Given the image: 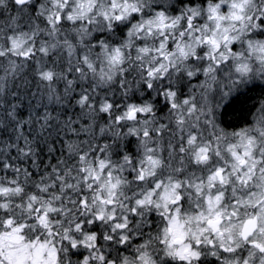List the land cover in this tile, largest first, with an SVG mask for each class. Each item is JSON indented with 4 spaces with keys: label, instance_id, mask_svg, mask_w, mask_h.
<instances>
[{
    "label": "snow or ice",
    "instance_id": "1",
    "mask_svg": "<svg viewBox=\"0 0 264 264\" xmlns=\"http://www.w3.org/2000/svg\"><path fill=\"white\" fill-rule=\"evenodd\" d=\"M180 3L183 4L184 0H180ZM92 4L93 0H79L78 15L81 17L87 15L92 9ZM190 4H195V0H190ZM246 4L247 0H231L229 12L225 16L222 9L226 5L217 3L216 0H208L206 6L208 19L214 21L211 34L204 32L202 35L194 36L195 43L190 47H185L175 40L172 44L161 45V59H169L170 68L173 57L191 56L193 59L185 66L186 70L176 77L179 81L178 87L171 79L165 83L163 82L165 78L161 77L158 92L163 94L166 103L152 117L153 120L159 121L158 124L149 126L146 116L144 120L138 119L145 114H151V104L129 102L124 104L121 110V106L115 100L104 99L94 102L89 91L83 88L74 98V105H79L80 110L73 112L64 108V102L69 92L73 90L71 87L73 81L67 79L64 81L61 94L57 87L59 82L57 74L51 70H38L36 73L40 81L48 82L44 88L39 85L32 87L27 79L23 80V84L28 86L27 89H21L20 85L13 83L16 90L9 89L3 97H0V145L4 148V151L0 152V157H3L0 159V168L11 169L15 176L7 184L0 183V197L20 192L21 177L25 180L32 178V173L18 163L21 158H30L32 167L39 171L37 150L44 152L47 148L48 152H52L54 145L59 144L61 147L58 163L52 169L53 173L62 171L64 176L72 179L67 168H59V165L64 163V148L69 147L73 142V138L65 140L64 137H68L69 133L78 134L87 131L93 127L97 113H100V119L111 120L117 127L126 129L125 136L137 134L142 136L144 140L138 142L145 145L152 142L149 139L151 137L157 140L167 137L165 150L173 149L179 153L185 151V145H198L192 154L193 157L198 164L210 163L211 166L206 169L203 177L193 176L191 186L196 193H203L206 211L197 214V222L203 226L192 233V239L199 245L200 236L205 232H211L215 234L216 239L206 238L203 242L213 249L219 247L229 254H234L242 245L247 247L246 255L237 257L235 261L225 260L224 264H255L256 258H259L260 264H264V147H257L258 135L264 136V83H262L264 82V40L255 38L264 36V7H257L256 13L247 15L244 11ZM112 7H118L116 0H113ZM14 10L17 15L9 16L13 27L9 29L3 42H0V63L3 64V67H0V84L4 85L10 80L14 81L25 62L29 66H33L31 61H34V65H39L40 59L37 57L48 55V42L39 35L41 24L50 26L51 30L55 31L56 25H66L77 16V13L68 9L66 0H51V6L46 0H15ZM124 10H127V5ZM185 11L190 12L183 18L189 34L198 31L194 27V21L199 19L195 14L196 9L186 8ZM20 14L24 16L23 25L18 23ZM103 15L108 18L107 12ZM115 19L119 20L121 16H116ZM155 19L156 26L168 28L173 26L175 19L180 18L175 17L173 24H169L166 11H158ZM225 19L240 23L241 28H236L235 24L225 25L223 23ZM146 23L151 30L153 21L148 20ZM249 29L252 30L251 34L246 35ZM5 57L8 59L6 60ZM110 59L119 60L118 49ZM82 61L87 69L93 68L87 55ZM72 71H80V68H74ZM164 71H166L164 66L159 65L149 68L147 74L152 77ZM168 76L171 77V72H168ZM82 78L83 73H81ZM53 100L55 106H52ZM224 100H228V103L223 105L222 115L224 117L231 115L236 122L243 121L244 126L235 127L232 120L218 121L217 111ZM69 103L72 101L69 100ZM84 109L88 111L84 112ZM134 122L141 124L142 127L137 128ZM186 128L191 129L189 134L181 135L178 143L173 145L172 140L176 139L175 132H183ZM101 131L103 132V129ZM205 134H207L206 138ZM100 139L107 140V133L103 132ZM112 139L117 144L115 151H112V146L108 144L98 146L95 150L91 145L89 146V151L95 157L91 166H88L87 153L77 154L79 171L85 180H98L96 169L107 172L108 177L111 178L113 173L109 168L119 164L122 159L124 166H131V171L136 173V179L142 182L146 171L150 168L155 169L161 164V157L154 149L147 146L142 157L139 158L131 149V141L121 151L118 134L114 129H112ZM12 149L16 150L15 156L11 155ZM96 152H99V156ZM105 153L108 155L106 156ZM171 156L172 153H169V158ZM38 187L46 188L47 184L41 179ZM88 187L91 188L92 185L89 184ZM161 188L162 181L154 180L151 191L155 192ZM178 188L179 182L171 178L167 185H163L160 198L165 201V211L168 202L174 204L180 201ZM241 189L247 191L242 192ZM226 199L228 206L224 204ZM36 200L37 196L33 195L27 207L36 213L35 219L51 234L48 216L56 210L51 204L47 205V208L34 207L32 201ZM75 203L86 205L88 201L86 197H81ZM108 203L111 204L112 201L109 200ZM135 203L139 206L151 204V192L136 199ZM156 206L160 207L159 204ZM7 207L8 201L0 200V208ZM197 207L200 205L197 204ZM242 209H251V211H242ZM131 211L136 212L137 209L132 208ZM126 220L127 217H124V221ZM225 220L229 223L225 224ZM80 227L81 225L77 223L76 228L80 229ZM126 227V223L119 222L117 218L114 228L123 233ZM234 229L235 237L231 234ZM26 230L30 231L25 224L15 220L10 212L4 213V218L0 222V264H55L57 251L55 247L46 239L26 240L24 236ZM187 235V232L183 230L177 232L171 225L169 226L165 235L169 255L178 256L182 261L200 256V252L192 244L184 242ZM110 238L104 235L105 240ZM65 239L70 241L63 250L67 254L69 248H77L81 245L85 251L94 250L92 241L96 240L97 236L89 231L81 241L71 239L67 235ZM126 240L127 236H120L121 242ZM216 240L220 243L217 244ZM176 244H180V247H173ZM74 254L82 257L77 264H89V256H85L83 252ZM211 254L217 255L215 251ZM141 256L145 264H148L147 254L141 252ZM99 259H104L102 254L99 255ZM106 264L113 262L108 260Z\"/></svg>",
    "mask_w": 264,
    "mask_h": 264
},
{
    "label": "clouds",
    "instance_id": "2",
    "mask_svg": "<svg viewBox=\"0 0 264 264\" xmlns=\"http://www.w3.org/2000/svg\"><path fill=\"white\" fill-rule=\"evenodd\" d=\"M46 2L51 6V0H46ZM207 2L208 0H195V4H190V0H184V3L181 4L180 0H116L118 7L113 8V0H93L91 11L81 17L78 15L79 0H66L68 9L77 13L76 19L69 21L66 25H56L55 31H52L50 26L40 25V37L42 39L44 36L47 37L44 40L48 42V55L42 58L37 57L40 59L39 65L29 66L25 62L14 81L10 80L7 85L0 84V97H3L9 89L16 90L13 83L20 85L21 89H27L28 86L23 84L24 79L30 81L32 87L37 85L41 88L46 87L48 82L40 81L36 73L38 70H51L57 74L59 81L64 82L66 79L73 81L71 85L73 90L69 92L63 105L64 108L77 112L78 106L80 110L79 105H74V98L83 88L89 91L94 102L104 99L115 100L116 103L119 101L117 104L121 106V110H123V105L129 102L151 104V114H145L138 119L144 120L146 116L149 126L158 124L159 121L153 120L152 117L166 103L163 94L158 92L161 77L165 78L163 81L165 83L171 79L178 87L179 81L176 77L180 72L186 70L185 66L189 65L193 59L191 56L188 58L173 57L170 68L169 59H161V45L172 44L175 40L185 47H190L195 43L194 36L202 35L204 32L211 34L214 21L208 19ZM216 2L226 5L222 9L226 16L231 0H216ZM14 3L15 0H0V42H3L9 29L13 27L9 16L17 15ZM125 5H127L126 11L124 10ZM257 7H264V0H247L244 11L247 15H252L256 13ZM133 8L138 10L133 11ZM186 8H195V14L199 17L194 21V27L198 31H193L191 34L183 22V18L190 14L189 11H185ZM173 9L176 11L174 12ZM158 11H166L169 24H173L175 17L180 19H175L172 27L160 28L156 26L155 19ZM104 12L108 13V18H105ZM116 16H121V19H115ZM148 20L153 21L151 30L146 23ZM18 23L21 25L25 23L23 14H20ZM223 23L225 25L235 24L236 28H241L240 23L227 19ZM251 31L249 29L246 35H250ZM255 38L264 40V36ZM117 49L119 50V60L113 61L110 57ZM85 55L89 57L93 65L92 69L83 66L82 58ZM5 59L7 60L8 57ZM12 59L16 58L12 57ZM17 62L19 63V61ZM159 65H163L166 71L149 77L147 70ZM0 67H3L2 63H0ZM78 67L80 71H72ZM168 72H171V77L168 76ZM69 73L72 74L71 78H69ZM81 73H83L82 79ZM149 84L153 86L149 87ZM58 90L61 94L63 93V89L58 88ZM69 100L72 103H69ZM221 103L222 106L217 111L218 121L232 120L235 127L237 124L244 126L243 121L236 122L231 115L224 117L222 115L223 105L227 104L228 100ZM52 106H55L54 100ZM87 111L84 109V112ZM110 125L111 128H109ZM135 126L142 127L139 123H135ZM101 129L107 133V140L100 139L103 135ZM112 129L118 134L121 151L131 141V149L138 154V158L142 157L146 146L154 149L156 154L161 157V164L155 169L150 168L146 171L142 182L136 179V173L131 171V166H124L122 159L119 164H114L109 168V171L113 173L111 178L108 177L107 172H101L99 169H96L99 175L98 180H85L80 173L78 153H87L88 166H91L95 161V157L89 151L90 145L93 150L105 144L111 145L112 151L117 150L116 141L112 139ZM126 131V129L117 127L111 120L100 119V113H97L93 127L85 132L75 134L70 146L65 147L67 151L64 148V163L60 164L59 168H67L72 179L64 176L62 171L56 173L52 171L60 157V155L57 157L55 163L51 162L53 156L57 154V145L53 146L52 152H48L45 148L44 152L48 154V164H45L43 169L40 167V170L37 171L38 173L42 171L43 174L28 180L21 179L20 192L0 197V200L8 201L7 208H0V222L4 218V213L10 212L15 220H19L20 223L26 225L27 229H30V231L24 232L26 240L29 238L48 240L57 250L55 264H77V261L82 257L74 253L80 252L89 256V264H106L108 260H111L113 264H145L141 252L147 254L148 264H224L225 260L235 261L237 257L246 255L247 247L244 245L234 254H229L219 247L213 249L205 244L203 241L206 238L216 239L215 234L211 232H205L200 236L201 243L199 245L195 244L192 239V233L203 226L197 222L196 216L201 211H206L203 193H196L191 186L193 176L203 177L206 169L211 166L210 163L207 165L198 164L193 157L192 154L198 145H185L183 153L167 149V155H165L167 137L159 140L151 137L149 139L152 142L145 145L138 142L144 140L142 136L138 134L125 136ZM189 131L191 129L187 128L183 132L176 131V139L172 140L173 145L178 143L181 135L187 136ZM64 139L67 140V136ZM257 147H264V136L258 135ZM3 151L4 148L0 145V152ZM169 153H172L171 158H169ZM42 154L37 150L39 166ZM96 155L99 156V152H96ZM105 155L107 156L108 153ZM49 165L50 171L48 170ZM58 177L64 178L59 179ZM11 178L6 174L0 175V183L7 184ZM169 178L179 182L177 191H179L181 199L174 204L168 202L167 211H165V201L160 198V191H163V185L169 183ZM41 179L47 184L46 188L38 187L41 184ZM154 180L162 181V188L152 192ZM89 184L92 185L91 188L88 187ZM113 185L115 186L113 187ZM252 190L258 191L259 189ZM241 191H247V189H241ZM149 192H151L152 203L144 206L136 205V199L142 198ZM33 195L37 196V200L32 201L34 207L47 208V205L51 204L56 210L48 216L51 234L35 219L36 213L27 207ZM81 197H86L88 201L86 205L75 203ZM109 200L112 201L111 204L108 203ZM157 204L160 207H157ZM197 204L200 207H197ZM224 204L228 206L227 199ZM132 208H136L137 211L132 212ZM242 211H251V209H242ZM124 217H127L126 221H124ZM117 218H119V222H125L127 225L123 233L114 228ZM77 223L81 225L80 229L76 228ZM228 223L229 221L225 220V224ZM170 225L177 232L183 230L188 233L184 242L192 244L200 252L198 258L182 261L178 256L168 254L165 235ZM89 231L97 236V239L92 241L94 250L85 251L81 245L77 248H69L67 254L64 253V248L70 243L65 239L66 235L71 239L81 241ZM231 234L236 236L235 229ZM104 235L110 236V240H105ZM121 235L127 236V240L121 242ZM216 243L219 244L220 241L216 240ZM173 247L179 248L180 244ZM212 251H215L217 255H212ZM100 254L104 259H99ZM255 264H260L259 258L255 259Z\"/></svg>",
    "mask_w": 264,
    "mask_h": 264
},
{
    "label": "trees",
    "instance_id": "3",
    "mask_svg": "<svg viewBox=\"0 0 264 264\" xmlns=\"http://www.w3.org/2000/svg\"><path fill=\"white\" fill-rule=\"evenodd\" d=\"M30 63H32V62H30ZM71 76V75H70ZM69 78H71V77H69ZM57 87L59 88V89H63V87H64V82L63 81H59L58 82V84H57ZM257 92L259 91V89H257L256 90ZM118 102V101H117ZM77 111H79V107L77 106ZM251 118L249 117V120H250ZM85 122H87V121H85ZM239 126H243L242 124H237V127H239ZM75 137V134H72V133H69L68 134V139H72V138H74ZM82 138V137H81ZM102 142V141H101ZM23 143V141H21V144ZM65 151H67V149L65 148ZM43 154H42V156H41V160H40V167H41V169H43L44 168V165L45 164H48V154L46 153V152H42ZM11 155L12 156H15L16 155V150L15 149H12L11 150ZM60 155V148H59V144L57 145V154H56V156H53V158H52V163H55L56 162V159H57V157ZM18 163L22 166V167H26L27 169H28V171L30 172V173H32V177H38V175H42L43 173H42V171L40 172V173H38L37 172V170L35 169V168H33L32 167V161H31V159L29 158V159H23V158H21L19 161H18ZM48 170L50 171L51 170V168H50V165H49V168H48ZM7 175V176H10V177H14L15 176V173L11 170V169H7V170H3L2 168H0V175ZM21 179H23V177H21Z\"/></svg>",
    "mask_w": 264,
    "mask_h": 264
},
{
    "label": "rangeland",
    "instance_id": "4",
    "mask_svg": "<svg viewBox=\"0 0 264 264\" xmlns=\"http://www.w3.org/2000/svg\"><path fill=\"white\" fill-rule=\"evenodd\" d=\"M43 35V34H42ZM44 39H47V37L46 36H44L43 37ZM49 59H52V57H49ZM32 63H33V65H34V61H31ZM70 75H72L71 73H69V77H71ZM193 83H195V81H193ZM184 91H186V89H184ZM117 103H119V101L117 102ZM106 115V114H105ZM163 122H165V123H167V121H163ZM167 142V141H166ZM165 155H167V150H165ZM246 254V253H245Z\"/></svg>",
    "mask_w": 264,
    "mask_h": 264
}]
</instances>
